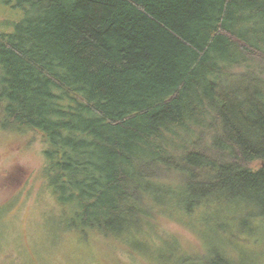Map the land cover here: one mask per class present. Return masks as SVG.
<instances>
[{"label": "trees", "instance_id": "16d2710c", "mask_svg": "<svg viewBox=\"0 0 264 264\" xmlns=\"http://www.w3.org/2000/svg\"><path fill=\"white\" fill-rule=\"evenodd\" d=\"M0 5L22 14L0 32V128L40 136L66 227L124 238L213 208L232 236L264 228V0ZM209 252L169 264H241Z\"/></svg>", "mask_w": 264, "mask_h": 264}, {"label": "rangeland", "instance_id": "374dc122", "mask_svg": "<svg viewBox=\"0 0 264 264\" xmlns=\"http://www.w3.org/2000/svg\"><path fill=\"white\" fill-rule=\"evenodd\" d=\"M21 17L0 5V32ZM43 149L35 133L0 128V264H169L207 257L212 242L234 262L264 264V228L252 230L247 212L236 213L249 223H238L242 232L234 236L230 215L223 209L214 217L213 208L191 218L165 211L150 228L124 238L66 227L70 218L47 183Z\"/></svg>", "mask_w": 264, "mask_h": 264}]
</instances>
